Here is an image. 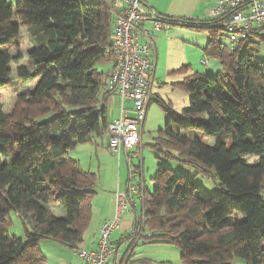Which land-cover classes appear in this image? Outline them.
<instances>
[{
    "label": "trees",
    "instance_id": "obj_1",
    "mask_svg": "<svg viewBox=\"0 0 264 264\" xmlns=\"http://www.w3.org/2000/svg\"><path fill=\"white\" fill-rule=\"evenodd\" d=\"M111 13L106 0H0V90L11 83L13 62L26 85L11 111L0 100V264H46L42 238L71 249L83 243L98 178L70 151L109 134L111 92H100L105 76L96 65L111 58L108 80L116 60ZM169 19L207 30L205 52L221 61L223 71L186 76L181 87L189 104L180 115L165 109L167 123L158 129L154 148L176 151L204 175L214 173L222 190L210 193L194 176L176 175L159 162L152 192L146 185L141 189L142 213L136 212L132 228L148 231L146 240L179 246L182 264H231L235 257L264 263V61L258 59L259 45L256 39L235 50L224 45L219 40V30L226 32L221 22L229 20L224 14L211 22ZM21 27L33 44L26 55L30 65L23 62ZM181 69L188 72L189 66ZM202 134L215 142L207 143ZM52 205L65 214L52 212ZM12 211L31 225L25 238L9 232ZM136 235L130 232L125 240L136 243Z\"/></svg>",
    "mask_w": 264,
    "mask_h": 264
},
{
    "label": "rangeland",
    "instance_id": "obj_2",
    "mask_svg": "<svg viewBox=\"0 0 264 264\" xmlns=\"http://www.w3.org/2000/svg\"><path fill=\"white\" fill-rule=\"evenodd\" d=\"M7 1L9 3H15L18 0ZM149 24L150 23H148V25ZM173 25H171V27H173ZM183 28L184 30L174 31L168 41L162 42L163 55L162 57L158 55V57L155 58L154 74L152 75L153 83L151 87L152 100L143 127L142 138H140L141 150L140 147H137L128 151V157L124 151L121 152L120 155L114 153L107 147L108 135H106L104 137H95L93 140L94 143H80L75 149L70 151V155L78 159L86 171L97 175L98 188L95 195L96 197L100 195V192L111 195V193L117 190L126 189L130 172L136 167L141 168V166L144 171L143 177L145 179L147 191L152 192L154 186L152 176L155 175L158 166L157 163L159 162L165 165L167 164L176 175L194 176L210 193L215 194L222 190L214 173L204 175L196 165L181 161L176 151L167 152V148H163V151H158L154 148L157 142L158 129L165 127L167 123V113L165 109L171 108L170 111L172 113L180 115L183 108L189 104V95L187 91L181 87V83L185 80L186 76L189 73L215 76L218 72L223 71L221 61L215 57L212 58V56H209L205 52L204 48L209 41L208 31L204 29H193L187 26ZM22 29L20 47L25 54L23 62L30 65V60L26 55L31 49L32 44L26 36L24 27H22ZM219 32L222 33L219 40L224 43V45L227 44L228 38L226 32L223 30H219ZM261 34L264 35V29ZM256 42L259 45L257 54L258 59L264 61V40L258 37ZM242 52H244V49ZM242 52L239 53V56L242 55ZM206 60L209 61L208 64L204 62ZM112 64V60L108 56L104 61L96 65V68L100 72H103L105 76L100 87L101 93L107 88L108 80L106 75L112 69ZM183 66H189V71H183L181 69ZM16 67V63L13 62L10 64L11 83L0 90V100L6 111L12 110L18 92L26 87V85L18 79ZM126 104L130 105L128 101ZM171 123L172 125L174 124V122ZM202 135L207 143L213 144L215 142L213 136H208L206 134ZM136 151L140 152L138 156L135 155ZM255 158L256 156H252L249 157V160L252 161ZM106 196L107 195H105V197ZM94 198L92 199V206ZM135 208L131 207L133 213L130 218H134L136 212L142 213V203L139 199L136 202ZM50 209L56 214L57 211L63 210L61 207L55 205L50 206ZM235 216L241 217V214L236 212ZM97 217L98 216L94 215V223L92 219L90 225L86 229L84 235L85 243L93 241L97 235V231L99 233L100 227L98 228L96 224ZM30 226L31 225H29V227L28 225L25 226L21 218L14 211L11 212L10 225L8 226L11 235L25 238L26 227L30 230ZM146 232L148 231H142V229L139 232H135L138 238L136 243H133L131 240H125L121 243V253L129 257L128 263L126 262L125 256L123 257L124 264H182V250L179 246L160 241L146 240ZM115 234L116 232L114 235L112 234V240L119 241L124 238L122 236L117 237ZM141 236L142 239H139ZM40 247L47 258L46 264H81L80 256L76 249L66 247L51 238H42L40 240ZM230 262L231 264H251L245 261L244 258L239 257H235Z\"/></svg>",
    "mask_w": 264,
    "mask_h": 264
},
{
    "label": "built area",
    "instance_id": "obj_3",
    "mask_svg": "<svg viewBox=\"0 0 264 264\" xmlns=\"http://www.w3.org/2000/svg\"><path fill=\"white\" fill-rule=\"evenodd\" d=\"M121 7L113 23L111 42L116 56L114 69L108 79L107 89L111 95H119L122 105L119 116L109 124L108 147L119 155L141 147L143 124L147 116V106L152 99V83L155 68V46L151 29L143 28L145 40L141 41L139 30L145 21H151L157 30L168 29L176 21L169 19L152 8H147L140 0H122ZM215 17L226 15L229 20L221 22L229 39V47L235 50L241 42L253 40L264 25V0H217ZM183 25H189L182 23ZM180 24V25H182ZM130 102L127 105L126 102ZM140 152H135L138 156ZM144 171L134 169L127 187L114 193L115 217L106 218L99 230L95 248L76 249L82 264H122L123 257L112 241V234L119 225L122 215H131L136 202L142 200L145 185ZM134 220V218H133ZM132 228V227H131ZM142 228L131 232H139Z\"/></svg>",
    "mask_w": 264,
    "mask_h": 264
},
{
    "label": "crops",
    "instance_id": "obj_4",
    "mask_svg": "<svg viewBox=\"0 0 264 264\" xmlns=\"http://www.w3.org/2000/svg\"><path fill=\"white\" fill-rule=\"evenodd\" d=\"M106 2L109 4L110 9L112 11V21L114 23L115 17H116V13L119 12V10L121 9V7L124 5V2L122 0H106ZM143 2H145V4L147 5V7L152 8L156 11V13H161V15L169 17V18H174V19H180V20H186V21H190V22H211L214 20L215 15L213 13V9H215L216 4H217V0H143ZM148 23H150L149 26ZM153 23L151 21H145L143 22L140 26H141V30H139V39L141 41H144L146 38L143 35L142 29L146 28V29H151V38L153 40L154 46H155V58L161 56L162 57V42L163 41H168L169 38L171 37L172 33L174 31H178V30H184L183 27H186V25H180V24H175L177 26L173 27H169L168 29H161V30H157L155 28H153ZM188 27V26H187ZM191 28V27H190ZM264 29V25H262L260 27V34L262 33V30ZM23 29L21 27V33H22ZM24 31L26 32V29L24 27ZM26 36L28 37L27 33ZM262 37H264L263 34H261ZM257 37V36H256ZM255 37V39H257ZM228 38V35H227ZM29 39V38H28ZM32 44V43H31ZM229 46V39H228V43L225 44ZM33 47V44H32ZM31 47V48H32ZM206 64L209 63V61H204ZM154 74V73H153ZM152 100V99H151ZM151 100L147 106V113H148V109L151 103ZM108 114H109V119L112 121L114 119H116L121 111V105H122V101L119 97V95L113 94L110 95V97L108 98ZM130 103V102H128ZM146 113V114H147ZM148 115V114H147ZM147 119V116H146ZM145 119V121H146ZM144 121V124H145ZM144 124L142 127H144ZM108 147V144H107ZM139 148V147H138ZM141 150V147H140ZM105 192H100V195H98L97 197L95 196L94 200H93V206H92V217H91V221L93 219V223H94V215L98 216L97 218V225L98 228L100 227L101 223L103 222V220H105L106 218H114L115 216V203L113 200L114 197V193L110 194H104ZM105 195H107L105 197ZM107 200V201H106ZM107 204V205H106ZM59 209V208H58ZM100 210V212H99ZM57 214L59 216H63L65 214V212L63 210H59L57 211ZM130 216L132 215H127L124 214L122 215L120 221H119V225L117 226V228L114 230V233L116 232L115 236H122L124 238H122L121 240H112L117 248L118 251V256H125L123 253H121L120 251V246L122 245L121 243L123 241H125L126 237L128 236V234L131 232V227H133V218H130ZM90 221V223H91ZM90 225V224H89ZM93 225V224H92ZM86 232V230H85ZM85 235V233H84ZM98 236L99 233L97 231V235L94 238L93 241L87 242L85 243V239L83 240V243L80 245V248H95L97 245V241H98ZM113 239V237H112ZM84 245V246H83ZM126 258V262L128 263V256H125ZM122 259V258H121ZM81 260V264L83 263L82 259ZM123 262L122 264H124V259H122ZM144 263V262H142Z\"/></svg>",
    "mask_w": 264,
    "mask_h": 264
},
{
    "label": "bare ground",
    "instance_id": "obj_5",
    "mask_svg": "<svg viewBox=\"0 0 264 264\" xmlns=\"http://www.w3.org/2000/svg\"><path fill=\"white\" fill-rule=\"evenodd\" d=\"M114 62V61H113Z\"/></svg>",
    "mask_w": 264,
    "mask_h": 264
}]
</instances>
